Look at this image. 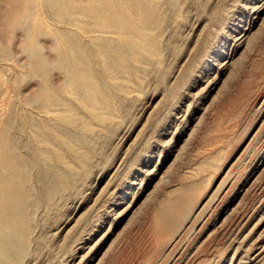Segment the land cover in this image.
Wrapping results in <instances>:
<instances>
[{
  "label": "rangeland",
  "instance_id": "1",
  "mask_svg": "<svg viewBox=\"0 0 264 264\" xmlns=\"http://www.w3.org/2000/svg\"><path fill=\"white\" fill-rule=\"evenodd\" d=\"M154 3L156 26L133 11L141 32L135 48L119 42L123 66L89 51L87 95L50 67V18L36 24L45 33L34 11L12 30L0 22V123L12 118L30 198L14 264H264V0Z\"/></svg>",
  "mask_w": 264,
  "mask_h": 264
},
{
  "label": "bare ground",
  "instance_id": "2",
  "mask_svg": "<svg viewBox=\"0 0 264 264\" xmlns=\"http://www.w3.org/2000/svg\"><path fill=\"white\" fill-rule=\"evenodd\" d=\"M4 1H6L8 5H7L6 9L0 11V18L2 19V20H0V22L4 23V26L5 25L9 26L11 28L10 30H12V28L14 26H16V27L18 26L17 23L19 22V20L21 21V19H23V18L25 19L27 17L29 19H31V16L33 15V11L35 13V9H37V7H33V6L39 0H36L37 2H35V0H4ZM154 1L155 0H42V2L39 1V3H38L39 8H38V11H36L35 16H34V18H35L34 19V22H35L34 23L35 24L34 30L37 32L42 31L43 28L42 27L39 28L40 26L38 27L37 25L38 24L41 25L42 20H43L42 18H45V17H43L44 15L47 18H50V20H52L51 22L50 21L46 22V20L43 21V23L44 22H46V23L50 22L49 24H51L50 29H48L49 30L48 32L50 34H52L54 38H50V37L49 38L51 40L53 39L55 41L54 42V49H56V52H57V58L53 63H50V67L53 64H55L56 66L62 67L64 69V80H65L64 82L68 86L71 85V88L73 87L76 90H82L84 92V94L87 95L91 91V88L93 87L92 81H95L92 78V73H91V70L89 67L93 63V60L89 56V51L91 49H93L98 55H100L102 57L101 60L104 63V65H107L108 63H110L114 57V61L117 62L120 66H123L125 62L123 63V59H122V55H121L122 52L120 50L122 47L120 48L118 46L119 42L124 41L125 44L127 43L128 45L134 46V48H135L136 47L135 41H133L134 40V39H132L133 37L130 38L129 33L132 31L133 32L138 31V33L141 32V30L139 31V27H137L136 23L133 20V15H134L133 11H135L138 14L139 18L141 17V19H142V17H143L149 25L158 23L161 17L160 18L158 17L159 12L156 13L157 7H156V4L154 3ZM157 5H159V4H157ZM33 8H35V9L33 10ZM39 11H40V13H39ZM41 13H43L44 15H42ZM88 19H90V22H88ZM25 21L23 20L24 23H25ZM47 26H49V25H47ZM155 26H156V24H155ZM98 27H100V29ZM107 29H111V30H114L116 32L117 35H115V33L113 35L115 37L117 36L116 40H112L110 37L109 38L108 37L103 38L99 35H96V33H98L96 31L106 32ZM34 30H32V31H34ZM27 32H29V30H27ZM37 32H35V34ZM42 32L45 33V30ZM143 32H145V31H143ZM106 36H108L107 33H106ZM141 36L143 37V35H141ZM24 39H26V38L24 37L22 40H24ZM28 39H30V37ZM26 40H24V41H26ZM139 42H140V40H139ZM36 43H38L37 40H36ZM122 43H120V44H122ZM125 44H122V45H125ZM51 46H53V45L51 44ZM37 49H39V48H37ZM131 49H129V50H131ZM22 50L24 51V49H22ZM31 50H32L33 57H34V59H32L34 61H32V60L31 61L34 62L39 67V69L42 71L41 73L45 74V72H47V70L49 68V64L45 61L46 59H44L39 54V51L36 52V50H33V48ZM133 50H131V51H133ZM25 51H26V49H25ZM129 53H130V51H129ZM112 54H115V55H112ZM28 55H30V53ZM94 55H95V53H94ZM100 56H99V58H100ZM133 57H135V56H133ZM48 62H50V61L48 60ZM34 63H33V65H34ZM31 65H32V63H31ZM107 66H106V70H107ZM37 73H38V71H37ZM43 77L45 78V75ZM65 83H63V84H65ZM51 89H54V88L51 87ZM60 89H62V88H60ZM59 91H61V90H59ZM73 92H75V91H73ZM36 95L38 96V95H40V93L38 92ZM39 97H38V101H39V103H41V107H43L42 106L43 104L48 105L47 103H49L50 99H48L47 97L43 99L42 98V97H44L43 95L39 96ZM34 98H35V100H37V98L35 96H34ZM57 98H58V96H57ZM58 102H60V100L57 101V103ZM64 102L65 101H63L62 103H64ZM10 109H12V108H10ZM41 109H43V108H41ZM33 112L35 113L34 109H33ZM38 112H40V111L38 110ZM38 112H36V113H38ZM0 113H1V111H0ZM1 114H5V113H3V110H2ZM33 115H35V114H33ZM27 116H29V115H27ZM7 117H10V116L7 114L6 118L4 117L5 120H3V121L1 120V123H0V264H14L15 260L18 258V256L25 255V254H23L24 253V246L26 243V236H27L28 229H30L29 228V214H28L29 209L27 210V208H26V202L28 201V199H30V198H28L29 189L26 186L27 178L25 175V170L27 167V161H26V158L24 157V155H22L21 153L18 154L16 152V148H17L18 143L14 137L15 133L13 132L14 133V135H13L12 132H10L13 121H12V118H7ZM24 118H25V116H24ZM0 119H3V118H0ZM48 119H50V117H48ZM37 121L39 122L40 120H37ZM45 122H49V121L45 120ZM46 124L49 125V123H46ZM16 127H19V126H16ZM40 128H41V126H40ZM12 129H14V128H12ZM18 129H21V128L19 127ZM19 134H21V133H19ZM41 135H42V133H41ZM15 136H18V135H15ZM35 140H36V138H35ZM38 140L41 143L42 139L39 138ZM21 148L23 150L22 146H21ZM32 151H33V149H32ZM35 154H36V156H32V157H36L35 158L36 161H32L34 163L36 162L35 164H37L39 162V163H41L40 165H42L41 161H43V157H44L45 161H48L47 159H45V157L49 158V155L44 154L43 151L38 150V152L37 153L35 152ZM28 162L30 163V160H28ZM52 163H54V162H52ZM46 168H43V170ZM49 168H50V166H49ZM51 170L54 171L55 169L53 170L51 167ZM45 171H47V169ZM52 173H54V176L57 177L59 182H61L62 184L66 181L65 173L63 171L56 170ZM43 174H45V173H43ZM35 181H36V179H35ZM59 185H60V183H59ZM172 201L173 202H171V203L174 204L175 200H172ZM177 201H178V199H177ZM168 203L169 202H167L165 206H167ZM177 203L178 202H176V205H178ZM179 203H181V201ZM185 203H187V202H185ZM184 204H182V205H184ZM169 205H170V203H169ZM170 206H172V205H170ZM169 207L165 208L164 211H162V210L161 211L159 210V211L162 212L161 216L164 219L166 218L167 223L169 222L168 223L169 226H172L173 224L172 225H170V224L172 222V218L174 216V213H176V214H180V213L179 212H173L174 209L172 210V207L171 208H169ZM180 207H178V208H180ZM178 208H176V209L179 210ZM181 211H182V209H181ZM183 211H185V209ZM158 215L159 214H157V216ZM178 216L176 215L177 218H178ZM159 217H160V215H159ZM162 217H160V218H162ZM176 217L174 218V220L176 219ZM162 221H164V220H162ZM177 221L175 220L176 224H178V222L180 220L178 222ZM164 225H165V222H164ZM168 227L166 226V228L165 227H163V228H165V230L167 231ZM169 229L171 230V228H169ZM172 229H174V227H172ZM28 235H30V234H28Z\"/></svg>",
  "mask_w": 264,
  "mask_h": 264
}]
</instances>
